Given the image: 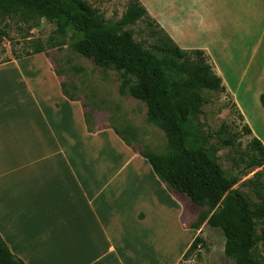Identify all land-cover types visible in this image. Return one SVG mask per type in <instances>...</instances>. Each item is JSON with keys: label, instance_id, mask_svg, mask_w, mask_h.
Here are the masks:
<instances>
[{"label": "crops", "instance_id": "1", "mask_svg": "<svg viewBox=\"0 0 264 264\" xmlns=\"http://www.w3.org/2000/svg\"><path fill=\"white\" fill-rule=\"evenodd\" d=\"M158 14L182 49H203L236 98L260 102L264 47L203 26L188 33L202 44L187 46L181 24ZM38 56L0 64V235L11 252L25 264H180L199 230L176 193L115 127L90 132L84 101Z\"/></svg>", "mask_w": 264, "mask_h": 264}, {"label": "trees", "instance_id": "2", "mask_svg": "<svg viewBox=\"0 0 264 264\" xmlns=\"http://www.w3.org/2000/svg\"><path fill=\"white\" fill-rule=\"evenodd\" d=\"M10 18H19L31 29L46 19L55 24L61 40L68 38L73 27L71 48L104 70L117 71L122 79L120 93L143 101L147 122L165 131L170 153L140 151V155L149 161L170 193H183L202 208L190 227L200 230L204 223L212 224L225 238L227 257L236 264H258L252 252L260 243L264 245L263 172H257L250 180L259 196L255 202L235 188L239 179L222 168L218 147L205 144L197 118L207 103L204 93L225 92L226 87L203 49H182L163 29H153L150 48L136 41L133 32L125 28L140 20L152 22L139 0H130L128 10L116 23L105 21L86 0H0V23ZM3 35L6 33L0 29V38ZM43 52V47H37L28 56ZM62 87L66 96L74 100L63 83ZM260 103L264 108V93ZM87 123L93 132L88 120ZM244 128L252 134L248 124ZM116 133L120 135L117 130ZM224 145H232V140L226 139ZM250 146L251 170L263 167L264 144L253 137ZM201 243L202 238L196 236L183 260L196 252ZM0 264H25L11 252L1 235Z\"/></svg>", "mask_w": 264, "mask_h": 264}, {"label": "rangeland", "instance_id": "3", "mask_svg": "<svg viewBox=\"0 0 264 264\" xmlns=\"http://www.w3.org/2000/svg\"><path fill=\"white\" fill-rule=\"evenodd\" d=\"M98 14L108 23L120 21L128 10L130 0H86ZM148 10L152 22L140 20L134 25L127 26L136 41L150 48L154 42L151 32L153 29L160 32L163 28L160 11L167 21L179 23L184 42L187 46L202 44L197 34L189 39L188 33L196 27H208L211 31L220 34L229 32L244 37L240 44H259L264 47V0H139ZM149 5V7H148ZM29 24L19 18H10L0 23V29L6 35L0 38V64L6 60L28 56L37 47H43L45 52L38 57L49 60L64 84L69 96L80 98L86 106V117L92 127L113 126L126 142L134 144L138 151H152L158 154L170 153V145L165 131L155 123L147 122L146 104L132 97L122 95L120 74L113 69L101 68L90 59L83 57L71 48V36L74 28L68 31V38L61 40L56 34L54 23L42 19L38 27L31 29ZM249 33V34H248ZM173 39V38H172ZM174 40V39H173ZM235 42V41H234ZM255 68L252 67V71ZM264 73V66L258 71ZM12 74V75H16ZM231 77L236 81L237 79ZM258 89L264 90V80L259 83ZM207 103L197 114L198 121L204 134L207 146L218 147L217 156L222 168L229 174L238 177L235 186L248 199L259 201L257 192L253 189L250 180L255 178L264 166L251 170L250 156L253 149L250 143L255 137L248 133L244 125L247 124L244 116L241 117V103L259 139L264 143V114L257 111V105L262 108L251 93L246 99L236 98L232 91L226 88L225 92L207 91L204 93ZM241 102V103H240ZM226 139L232 140V145L225 146ZM184 207L183 220L187 225L197 221L202 208L192 203L183 193L175 191ZM260 233V229H258ZM203 243L187 260L180 264H236L225 254V238L222 232L210 223H204L199 230ZM188 235L180 233V247L184 246ZM253 257L258 264H264V245L259 244L253 250Z\"/></svg>", "mask_w": 264, "mask_h": 264}]
</instances>
